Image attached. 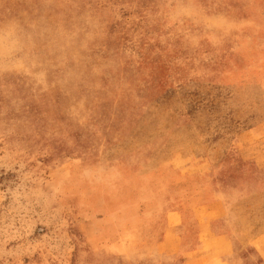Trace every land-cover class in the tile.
I'll return each instance as SVG.
<instances>
[{
	"label": "rangeland",
	"instance_id": "374dc122",
	"mask_svg": "<svg viewBox=\"0 0 264 264\" xmlns=\"http://www.w3.org/2000/svg\"><path fill=\"white\" fill-rule=\"evenodd\" d=\"M215 201L263 229L264 0H0V264H182Z\"/></svg>",
	"mask_w": 264,
	"mask_h": 264
},
{
	"label": "crops",
	"instance_id": "0c3cea01",
	"mask_svg": "<svg viewBox=\"0 0 264 264\" xmlns=\"http://www.w3.org/2000/svg\"><path fill=\"white\" fill-rule=\"evenodd\" d=\"M214 203L190 220L189 246L182 264H264V227L216 225L224 212L219 202ZM257 222L264 226V213Z\"/></svg>",
	"mask_w": 264,
	"mask_h": 264
},
{
	"label": "trees",
	"instance_id": "16d2710c",
	"mask_svg": "<svg viewBox=\"0 0 264 264\" xmlns=\"http://www.w3.org/2000/svg\"><path fill=\"white\" fill-rule=\"evenodd\" d=\"M200 4V3H199ZM198 5V4H197ZM202 5V4H201ZM206 9V6H201L200 7V10L201 11H204ZM92 15H94V14H92ZM191 18H193V20H197V21H192V23H186V22H184V23H186L187 24V28H188V33L187 34H191V35H193V36H195L196 38H198V39H200V44L202 45L203 43H205L206 42V44H207V42H208V40H207V38H206V34L203 32V31H201L200 29H199V17H198V14H195V13H192L191 14ZM183 23V24H184ZM107 43V42H106ZM208 45V44H207ZM46 46V45H45ZM48 46V45H47ZM107 46H109V44H107ZM47 50H48V54H47V56L46 57H48V58H52V56H54L57 52H54L53 51V48H50L49 46L47 47ZM96 52H99V50H97L96 49ZM105 52V50L103 49V48H100V52L99 53H97V55H101L102 57H104L105 55H106V52ZM202 50H201V52H200V55H194L193 56V58H199V56H201L202 55ZM212 58V57H211ZM201 59V58H200ZM200 59H199V61H200ZM109 61L110 60H112V58H109L108 59ZM201 62H204L203 60H201ZM88 65H90V64H88ZM81 70H83V69H81ZM106 84V83H105Z\"/></svg>",
	"mask_w": 264,
	"mask_h": 264
}]
</instances>
